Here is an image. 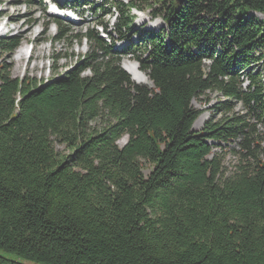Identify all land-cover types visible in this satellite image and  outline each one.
<instances>
[{"label": "trees", "instance_id": "trees-1", "mask_svg": "<svg viewBox=\"0 0 264 264\" xmlns=\"http://www.w3.org/2000/svg\"><path fill=\"white\" fill-rule=\"evenodd\" d=\"M92 1L66 3L91 5L76 36L49 17L54 41L89 44L64 74L19 79L0 61V250L36 264H264V0ZM134 11L165 27L131 33ZM101 17L138 42L115 50ZM21 43L0 36V59ZM128 55L153 87L124 70ZM210 93L221 119L195 131L193 102ZM218 143L238 145L231 174Z\"/></svg>", "mask_w": 264, "mask_h": 264}, {"label": "rangeland", "instance_id": "rangeland-1", "mask_svg": "<svg viewBox=\"0 0 264 264\" xmlns=\"http://www.w3.org/2000/svg\"><path fill=\"white\" fill-rule=\"evenodd\" d=\"M33 1H35L36 4L29 7L26 5V0H0V36H17L22 40L20 47L11 55V58L8 59V61L5 57L1 58L0 61H6V63L11 64L12 74L15 78L49 81L57 71L58 75L64 74L71 67H74L80 62L83 56L89 51V44L86 41L80 44L74 39L61 42L54 41L53 38L58 34V28L54 24H51L49 19L53 12L50 0ZM40 2H43V4H40ZM44 7H46V11L44 10ZM149 13L150 11L139 14V17L136 19L135 25L133 26L134 28L131 29V33L158 31L157 27L160 26L161 20H152ZM134 14L137 13L134 11ZM85 15V17L80 16L78 18L79 21L71 28V34L73 36L84 32L93 21L90 14ZM257 16L262 18L259 20L264 21L263 15L257 14ZM100 19L104 22L109 21L110 27L115 23L114 17H106L105 19L101 17ZM101 31L102 30L100 29V33ZM111 33L114 41L111 42L108 40V42L114 43V49L118 50V48H124V39L119 40V36L115 35L114 32ZM131 35V42H138V35ZM20 48L24 49L26 57L22 60H17L15 56ZM134 63L137 64V67L140 69L138 62L133 56L128 55L123 58L122 67L125 66V64L132 65ZM88 74L89 73L87 72L86 75ZM149 87H153V84ZM207 98L210 99L209 104H204V102H202L203 99L193 102L194 107L202 111V114L193 126L195 131L203 130L205 124L212 118L217 121L221 119V116L218 113H215L211 107L223 101L224 98L218 93H210L207 95ZM235 112L243 113L240 104L237 105ZM127 141L128 138L125 137L119 142V145L123 147ZM213 143L214 142H210V144ZM57 149L62 151L64 150V147L58 146ZM238 151L239 148L237 143H218L214 148V153L223 156L224 168L229 174L234 172L240 164ZM149 172V169L144 171L146 176L149 175ZM0 256L9 260L19 261L23 264H36L34 262L21 260L16 255L2 250H0Z\"/></svg>", "mask_w": 264, "mask_h": 264}, {"label": "bare ground", "instance_id": "bare-ground-1", "mask_svg": "<svg viewBox=\"0 0 264 264\" xmlns=\"http://www.w3.org/2000/svg\"><path fill=\"white\" fill-rule=\"evenodd\" d=\"M26 57V53L24 51L23 48H20L17 53H16V56L15 58L17 60H22L23 58ZM125 71L128 72L132 79L138 83V84H145V85H148L150 86L151 85V82L149 80V78L144 74L142 73L139 68L137 67V64H125V66H123ZM203 119V118H202Z\"/></svg>", "mask_w": 264, "mask_h": 264}, {"label": "water", "instance_id": "water-1", "mask_svg": "<svg viewBox=\"0 0 264 264\" xmlns=\"http://www.w3.org/2000/svg\"><path fill=\"white\" fill-rule=\"evenodd\" d=\"M179 5H182L186 2V0H176Z\"/></svg>", "mask_w": 264, "mask_h": 264}]
</instances>
